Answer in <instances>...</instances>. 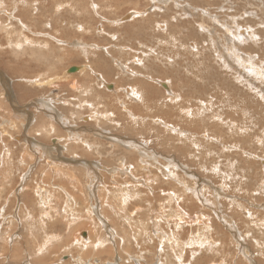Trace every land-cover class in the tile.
<instances>
[{"label":"rangeland","instance_id":"rangeland-1","mask_svg":"<svg viewBox=\"0 0 264 264\" xmlns=\"http://www.w3.org/2000/svg\"><path fill=\"white\" fill-rule=\"evenodd\" d=\"M36 1L0 0V73L6 79V87L0 79V264H264V0L238 2L243 9L232 11L211 9L240 27L255 26L251 36L258 42L249 40L263 52L253 62L241 56L243 66L213 57L205 41L214 35L200 25L182 45L176 10L160 15L165 7H176V0L161 11L153 9L161 0H42L48 9L39 14ZM51 7L55 19L62 17L57 29L49 26ZM132 11L145 15L126 20ZM149 16H155L151 22ZM17 20L29 29L21 30ZM163 21L171 33L159 31ZM227 31L218 33L221 42L231 34ZM216 40L221 55L238 44V37L224 47ZM188 43L212 58L194 51L184 55ZM125 47L140 54L152 47L158 55L139 54L143 63L137 64L132 59L138 54ZM73 68L82 72L71 73ZM238 77L242 80L235 81ZM229 79L233 85L225 83ZM141 81L153 95L142 90ZM167 83L172 95L163 87ZM133 87L139 98L128 96ZM200 103L213 107L207 111ZM216 112L235 125L217 122ZM170 113L173 118L166 117ZM156 119L170 123L178 137ZM239 128L247 130L244 138L234 132ZM27 135L52 152L25 143ZM111 136L128 139L129 147Z\"/></svg>","mask_w":264,"mask_h":264},{"label":"bare ground","instance_id":"bare-ground-1","mask_svg":"<svg viewBox=\"0 0 264 264\" xmlns=\"http://www.w3.org/2000/svg\"><path fill=\"white\" fill-rule=\"evenodd\" d=\"M24 1H28V0H24ZM30 1H32L33 3H30V4H32V5H34V4H36V0H30ZM44 1V0H43ZM51 1V0H50ZM129 1V0H128ZM154 3H156V2H158V3H160V1L159 0H152ZM162 1V3H160L159 5H154L153 7V9H159L160 11L162 10V8H163V5H167V3H168V0H161ZM173 1H175V0H173ZM187 1V6L186 5H183L182 3H185ZM228 1V0H227ZM11 2V1H10ZM41 2H42V0H38V5H36L37 7H35V10H37V13L39 14V12L40 11H43V12H47L46 10L48 9H46V8H44V5H42L41 6ZM46 2V1H45ZM53 2V1H52ZM131 2H134V1H131ZM228 2H230V3H228ZM228 2H226L225 0H201V1H199V0H176V7H174V8H172V7H170V8H164L163 10L165 11V13L164 14H160L163 18L165 17V15H167L169 12H171L172 10H176L175 11V13L173 14V16H174V19H175V26H181V28L180 29H183V30H180V33L179 34H181V38H179L180 37V35L178 36V41L182 44V45H187V44H184V42H182V38H184L185 36H189V35H191V34H193V35H197V33L195 32V28L197 27V28H199L198 27V25H200V28L199 29H201V30H203L204 32H206V33H208L209 34V36L210 35H214L215 36V39H214V36L213 37H208V41H205V42H207V43H210V47H209V49L212 51V55H213V57H215V56H217V58H220V59H222L223 60V62H221V63H224V64H226V65H228V66H230V64H229V62H232L231 60H235L234 62H236L235 64H240V65H244L245 64V60H244V58L243 57H245V58H249V60H251L252 62L254 61V60H258V59H260V54L263 52L262 51V47L260 46V44L259 45H257L258 43H256V41L258 42V40L256 39V38H258V37H253V36H255L256 35V33L254 32V29H255V26H253V25H250V26H252V27H250V28H244L245 27V25H244V27H240V25L239 24H234V22H231V21H227L225 18H223V17H221V16H219V15H213L212 14V10L211 9H216V11H229L230 9H233V7H236V8H238V9H243V7H242V5L240 6V4L238 3V2H241V3H243L244 4V0H229ZM1 4H2V2H0ZM55 3H57V2H55ZM92 3V2H91ZM225 3V4H224ZM248 3V2H247ZM4 4V3H3ZM24 4V3H23ZM43 4V3H42ZM132 3H128V5H131ZM54 5V3L52 4V6ZM60 5V4H59ZM90 5V4H89ZM132 5H134V4H132ZM135 5H137V4H135ZM162 5V6H161ZM2 6V5H1ZM50 6V5H49ZM67 6V5H66ZM95 6V5H94ZM94 6H92V7H94ZM247 6V5H246ZM56 6H54V8H55ZM60 7V6H59ZM101 8V7H100ZM116 8V7H115ZM120 8V7H119ZM235 8V9H236ZM51 9V10H50ZM49 9V15L50 16H53L52 15V9H53V7H51ZM60 9H61V7H60ZM16 10H19L18 8L16 9ZM58 10V9H57ZM95 10V9H94ZM93 10V11H94ZM148 10V9H147ZM26 11V10H25ZM39 11V12H38ZM62 11V10H61ZM153 11V10H152ZM196 11H201V12H203V16H201L200 14H197V13H195ZM230 11H232V10H230ZM234 11V10H233ZM5 13V12H4ZM129 13V12H128ZM240 13H242V12H240ZM0 14H2V13H0ZM8 14V13H7ZM11 14V13H10ZM9 14V15H10ZM96 14V13H95ZM200 15V16H197V15ZM6 15V14H5ZM49 15H47L48 17H50ZM97 15V14H96ZM143 15H145L144 13H141L140 11L138 12V11H132L130 14H128V16L126 17V20H131V21H133L135 18H139L140 16H143ZM24 16H26V15H24ZM57 16H58V14H57ZM245 16V15H244ZM9 17H11V15L10 16H8V19H9ZM54 17V16H53ZM52 17V20H51V22L49 23V26L50 27H54L55 29H57L58 28V26H59V23H60V25H61V19H62V17H57V19H55V17L53 18ZM125 17V16H124ZM155 16H152V17H148L146 20H148L149 22H151V20H152V18H154ZM171 17H172V15H171ZM184 17H192V19H186V20H184V19H182V18H184ZM161 18V17H160ZM14 19V18H13ZM33 19H34V17H33ZM122 19H124V18H122ZM121 19V21L124 23L125 21H123ZM229 19V18H228ZM18 21V24L20 25V27H21V30H26L27 31V29H29L27 26H25L24 24H22V21L20 20H17ZM40 21V20H39ZM38 21V22H39ZM121 21H119V22H121ZM235 21V20H234ZM36 22H37V20H36ZM128 22H130V21H128ZM156 22V21H155ZM34 23V22H33ZM112 23V22H111ZM115 23H118V21L117 22H113V24H115ZM162 23H164V24H162ZM162 23H160L159 25H157V26H159V31H161V30H165V31H167V33H171L172 31H170V28H169V25L168 24H166V22L165 21H163ZM213 23V24H212ZM187 24H189L192 28L190 29L189 28V26H187ZM46 26L48 25V24H45ZM70 25V24H69ZM148 25V24H147ZM234 25H236L235 26V28H234ZM249 25V24H248ZM133 26V25H132ZM196 26V27H195ZM214 26V27H213ZM30 27V26H29ZM142 27V26H141ZM222 27V30H224L225 32L227 31V30H230V32H231V34L229 35V37H227L226 36V41H224V42H221V37L220 36H218V33L219 32H222V30L220 29ZM254 27V28H253ZM9 28V27H8ZM8 28H6V30H8ZM110 28V27H109ZM126 28V27H125ZM176 28V27H175ZM233 28V29H232ZM104 29V28H103ZM127 29V28H126ZM141 30V29H140ZM200 30V31H201ZM236 30V31H235ZM228 32V31H227ZM259 32V31H258ZM8 33V32H7ZM29 33V32H28ZM182 33H185V35H182ZM22 34V33H21ZM20 34V35H21ZM41 34V33H40ZM139 34V32H137L136 33V35H138ZM216 34V35H215ZM221 34V33H220ZM219 34V35H220ZM253 34V36H251ZM258 34V33H257ZM260 34H263L262 32H260ZM19 35V34H18ZM33 35V34H32ZM91 35V34H90ZM154 35V34H153ZM6 36V35H5ZM44 36V35H43ZM46 36H49V37H51V39L53 38L50 34H48V35H46ZM112 36V35H111ZM221 36H223V35H221ZM249 36H251V37H253L254 39L253 40H256V41H253V40H249ZM112 37H116V36H112ZM134 37V36H133ZM144 37V36H143ZM146 37V36H145ZM238 37V40H237V42H238V44L237 43H234V42H236L235 41V39ZM110 38V37H109ZM117 38V37H116ZM176 38V37H175ZM205 38V37H204ZM216 38H219L220 39V44L223 46L224 44L226 45V46H228V44L230 43H234V44H232V45H230L226 50H224V53H223V55H221L222 53H217V52H215V51H217V49L215 48L214 49V43H216V42H218L217 40H216ZM53 39H55V38H53ZM119 38H117V40H118ZM161 39H165V37H162ZM224 40H225V38H223ZM56 40V39H55ZM189 40V39H188ZM57 41V40H56ZM175 41V40H174ZM210 41V42H209ZM247 41V42H246ZM250 41H251V43H250ZM244 42H246V44H245V46L243 47L242 45V43H244ZM148 43V42H147ZM226 43H228V44H226ZM63 44V43H62ZM149 44V43H148ZM189 45H188V47L192 50V52H191V50L190 49H187V50H189V51H185V53H184V55H193V51L195 52V53H197L196 54V57H197V55L198 56H200V58H202V57H206V59L208 60V59H211L212 57L211 56H206L205 54H204V52L202 51V48H198V44H196V43H188ZM219 44V45H220ZM121 42L119 41V48H121ZM200 45V44H199ZM218 45V44H217ZM96 46V45H95ZM217 47V46H216ZM224 47V46H223ZM112 48V47H111ZM125 48H127L128 49V51L130 50V51H133L134 49H132V48H128V47H125ZM147 48H148V46H147ZM243 48V49H242ZM108 49L109 48H104V50H105V53L107 52V54H108V56L111 58V59H113V62H115V64H118L119 65V63H118V60L116 59V58H114L113 56H112V54L110 53V52H108ZM221 49H223V48H220L219 49V52H220V50ZM166 50V49H165ZM147 51V50H146ZM146 51H143V52H141V54L144 56V57H149V55H152V53L153 52H156L157 50L156 49H154V48H150L149 47V49H148V51H149V53H147ZM134 52V54H138V56H139V54H140V52H138L136 49L133 51ZM132 52V53H133ZM163 53V52H162ZM161 52H160V54H162ZM194 53V54H195ZM140 54V55H141ZM165 54H166V52H165ZM165 54L163 55V56H165ZM174 54V53H173ZM153 55H158V53L156 52V53H154ZM219 55H220V57H219ZM258 55V56H257ZM138 56H135V58H133L132 60H133V62L134 63H137V64H142L143 63V61L141 62V58H140V56H139V58H138ZM142 56V57H143ZM162 56V55H161ZM176 56L177 57H179V52H177L176 51ZM240 56V57H239ZM241 56H243V57H241ZM161 58H163V57H161ZM165 59H166V57H164ZM171 58V57H170ZM177 59V58H176ZM262 59V58H261ZM158 60V59H157ZM161 60V59H160ZM195 61H196V59H195ZM206 61V60H205ZM251 62V63H252ZM163 63V62H162ZM196 63H199L198 62V60L196 61ZM164 64V63H163ZM181 64V63H180ZM223 64V65H224ZM233 64V63H232ZM182 65V64H181ZM183 66V65H182ZM235 65H233L232 67H234ZM142 67V66H141ZM144 67V66H143ZM186 67H188V66H186ZM248 66L246 65V68H247ZM87 68H89V70L94 74V72H96L95 71V69H93V67L91 68V66H87ZM98 68H100L101 69V66L99 65L98 66ZM103 68V67H102ZM158 67H154V69L156 70ZM242 68V67H241ZM76 69H78V68H76ZM145 69L147 70V69H149V67H145ZM226 69H228V68H226ZM250 69V68H249ZM79 70V69H78ZM229 70H231L230 68H229ZM243 70V69H242ZM241 70V71H242ZM79 71H81L82 72V70L80 69ZM185 71V70H184ZM246 71V70H245ZM107 73H109L110 71L108 70V71H106ZM134 72V71H133ZM132 72V73H133ZM264 72V71H263ZM143 73V72H142ZM142 73H139V74H141V75H139L140 77H142V78H145V79H152L150 76H142ZM149 73V72H148ZM138 74V73H137ZM147 74V73H146ZM181 74V73H180ZM4 75V74H3ZM1 73H0V79H1V84L2 85H4L5 84V87H6V79H5V77L3 76ZM137 76V75H136ZM262 76H264V75H262ZM101 77V76H100ZM99 77V78H100ZM231 77V76H230ZM218 78V77H217ZM217 78H216V80H217ZM239 79L237 80H235V81H239L241 78L240 77H238ZM9 79V78H8ZM206 78H204V80H205ZM242 80V79H241ZM28 82H31L30 80H27ZM33 81V80H32ZM38 81V80H37ZM13 82V81H12ZM11 82V83H12ZM22 82V81H21ZM142 82V85H143V91L145 92V93H147L148 95H153L152 93V91L151 90H147V86L145 85V84H143V81H141ZM169 82V81H168ZM216 82H218V81H215V83L213 84L214 86V88H215V86H218L217 84H216ZM228 83L229 85H233L232 83H230V82H233L231 79H229L228 81L227 80H225V83ZM170 83V82H169ZM158 84H160V82L158 83ZM186 83H184L183 82V85H185ZM234 84L235 85H237L238 83H236V82H234ZM182 85V86H183ZM243 85H244V83H243ZM8 86V85H7ZM138 86V85H137ZM150 86V85H149ZM255 86V85H254ZM11 87V86H10ZM163 87H165V88H168L166 91V93H168L169 95H172V93H171V91H172V89H170V85L167 83L166 85H164ZM221 87V86H220ZM249 87H250V85H249ZM74 88V87H73ZM136 87H133L132 89H130V90H128L127 91V94H128V96H131V95H136L135 94V90H133V89H135ZM164 88V89H165ZM253 88V87H252ZM8 89V88H7ZM125 90V89H124ZM6 93V92H5ZM181 93V92H180ZM181 94H183V93H181ZM9 96V95H8ZM2 98V97H1ZM9 98H11L10 96H9ZM137 98H139V95L137 94ZM136 98V99H137ZM180 98V97H179ZM185 99H186V97H185ZM134 100V99H133ZM145 100V99H144ZM46 101V100H45ZM45 101H43V102H45ZM50 101V100H49ZM146 101V100H145ZM185 101V100H184ZM48 102V101H47ZM200 102V101H199ZM174 103V102H173ZM196 103H198L197 101H196ZM32 104V103H31ZM43 104H45V103H43ZM51 104V103H50ZM89 104V103H88ZM201 105L200 106H202L204 109H207L208 107L207 106H209V107H213L212 106V104H209V105H207V104H205V103H200ZM217 104V103H216ZM174 105V104H173ZM233 105V104H232ZM166 106V105H165ZM174 106H176L177 107V105H174ZM15 107V106H14ZM18 107V106H17ZM26 107V106H25ZM179 107H183L182 105L181 106H179ZM45 109V108H44ZM47 109V108H46ZM210 109V108H209ZM257 109V108H256ZM21 110V109H20ZM215 110V109H214ZM15 111H16V109H15ZM17 111H18V109H17ZM16 111V112H17ZM44 111V110H43ZM49 111V110H48ZM184 111H185V113H186V115L187 116H190V118L191 117H194V112L192 111V110H190L189 108H184L183 109V113H184ZM207 111H208V109H207ZM207 111H205V112H207ZM211 111V110H210ZM209 111V112H210ZM241 112H242V114L243 113H245V108L244 109H242V110H240ZM20 113H25V114H27L26 112H21V111H19ZM208 112V114H210ZM239 111L237 110V113H238ZM236 113V111L234 112V114ZM236 113V114H237ZM17 114V113H16ZM19 114V113H18ZM31 114V113H30ZM216 115L215 116H218V117H220L221 119L219 120V121H217V122H221V123H225V124H230L231 122H232V120H229V121H225V120H223L222 119V114L221 113H219V112H216L215 113ZM24 115V114H23ZM46 115V114H45ZM207 115V113L205 114V117H208V116H206ZM17 116V115H16ZM25 116V115H24ZM56 116V115H55ZM63 116V115H62ZM210 116H213L212 114L210 115ZM214 116V117H215ZM26 117V116H25ZM166 117H168V118H173V115L170 113L169 115H166ZM244 117V116H243ZM212 118V117H211ZM133 120H135V118H132ZM147 119V118H146ZM215 119H218V118H216L215 117ZM142 120V119H141ZM31 118L29 117V123H31ZM136 121V120H135ZM153 121V120H152ZM201 121V120H200ZM231 121V122H230ZM154 122L155 123H157L158 125H161V127L163 126V127H165L166 129H171L172 130V133L173 134H175L174 133V130H176V129H172L171 128V126L170 127H168L167 125H170V123H168V122H165V121H163V120H160V119H156V120H154ZM194 122V121H193ZM198 122V121H197ZM69 124V123H68ZM145 124V123H144ZM227 124V125H228ZM232 124V126H234L235 124L232 122L231 123ZM137 125V124H136ZM178 126V125H177ZM221 126V125H220ZM53 127V126H52ZM188 128V127H187ZM229 128V132L232 134L233 133V128H231V127H228ZM227 128V129H228ZM28 129V128H27ZM53 129V128H52ZM90 129V128H89ZM236 129V128H235ZM234 129V130H235ZM178 130V129H177ZM247 130H245L244 131V129H241V128H239V129H237V131H234L235 133H237V135H241V136H243V138H244V133L246 132ZM99 132V134H101L102 136H104V135H106V134H108V133H106V132H102V131H98ZM98 132H96V133H98ZM183 132V131H182ZM206 132V131H205ZM222 133V132H221ZM77 134V133H76ZM76 134H74L75 136H76ZM98 134V135H99ZM101 135H99L98 137H102ZM110 135V134H109ZM176 136H177V134H175ZM204 135H205V133H204ZM180 136H182V135H180ZM222 136V135H221ZM234 136V135H233ZM246 136V135H245ZM27 137L29 138L30 136L29 135H27ZM95 137V136H94ZM178 137V136H177ZM182 137H184V136H182ZM247 137V136H246ZM110 138H112L111 140H112V142H113V140H117V141H119V142H121V143H124V144H126L127 146H128V139H126V138H123V139H120V138H118V137H113V136H111ZM188 139V138H187ZM222 139V138H221ZM241 139H242V137H241ZM19 140H20V138H19ZM59 140V139H58ZM69 140H70V138H69ZM85 140V139H84ZM91 140H93V139H91ZM133 140H134V138H133ZM132 140V141H133ZM136 140V139H135ZM195 140V139H194ZM210 140V139H209ZM212 140V139H211ZM223 140V139H222ZM236 140V139H235ZM55 141V140H54ZM96 141V140H95ZM131 141V140H130ZM144 141V140H143ZM213 141H215V140H213ZM24 142L25 143H28L29 142V144L30 143H32L34 146H36V147H40V148H43L44 150H46V151H49L50 153L52 152V151H50V148L49 147H42L40 144H36L35 142H34V140L32 139V138H29L28 140L26 139V137H24ZM86 142H87V139H86ZM111 142V141H110ZM137 142V141H136ZM56 143V142H55ZM91 143H92V141H91ZM138 143H140V142H138ZM204 143V142H203ZM217 143V142H216ZM28 144V145H29ZM142 144V143H141ZM140 144V145H141ZM148 144H149V142H148ZM195 144V143H194ZM239 144V143H238ZM56 145V144H55ZM97 145H98V143H97ZM120 145V144H119ZM125 145V146H126ZM133 145V144H132ZM146 145H147V143H146ZM218 145L220 146L221 144H219L218 143ZM261 145V144H260ZM30 146V145H29ZM86 146H87V148L88 149H91V144H89V143H86ZM99 146V145H98ZM143 146V145H142ZM230 146V145H229ZM232 146V145H231ZM233 146H234V144H233ZM97 146H95V148H96ZM129 147V146H128ZM141 147V146H140ZM145 147V146H144ZM239 147V146H238ZM238 147H234L233 148V150L234 151H238V150H240V148H238ZM243 147V146H242ZM99 148V147H98ZM138 148V147H137ZM145 148H148V146L147 147H145ZM144 148V149H145ZM208 148V147H207ZM215 148H216V146H215ZM222 148H223V146H222ZM231 148V147H230ZM53 149L54 150H57L58 149V147L57 146H55V147H53ZM128 149H130V148H128ZM133 149V148H132ZM139 149V148H138ZM140 149H142V147L140 148ZM224 149V148H223ZM226 151L227 152H230L231 150L226 146ZM25 150V149H24ZM59 150V149H58ZM96 150H97V148H96ZM101 150V149H100ZM98 151V153L99 154H101V151H103V150H101V151ZM105 150V149H104ZM137 150V149H136ZM60 151V150H59ZM106 151V150H105ZM132 151V150H131ZM137 151H139V150H137ZM142 151H144L143 149H142ZM146 151V150H145ZM150 151V150H149ZM246 151H247V149H246ZM55 152V151H54ZM135 153H136V151H134ZM147 152V151H146ZM151 152H152V150H151ZM255 152V151H254ZM119 153V152H118ZM123 153V152H122ZM126 153H127V151H126ZM154 153V152H153ZM186 153V152H185ZM188 153V152H187ZM49 154V153H48ZM47 154V155H48ZM128 154V153H127ZM163 154V153H162ZM246 154V153H245ZM121 155V154H120ZM129 155V154H128ZM141 155V154H140ZM187 155H189V154H187ZM253 156H254V154H252ZM139 156V155H138ZM148 156H149V154H148ZM159 156V155H158ZM201 156V155H200ZM237 156V155H236ZM245 156V155H244ZM193 157V156H192ZM75 158V157H74ZM121 158H122V156H121ZM140 158V157H139ZM138 158V159H139ZM142 158V157H141ZM214 158H216V157H214ZM248 158V157H247ZM82 159V158H81ZM117 159V158H116ZM143 159V158H142ZM150 158H148V160H149ZM153 159V158H152ZM151 159V160H152ZM157 159V158H156ZM155 159V160H156ZM173 159V158H172ZM175 159V158H174ZM191 159V158H190ZM205 159V158H204ZM213 159V158H212ZM12 160V159H11ZM113 160V159H112ZM133 160H134V158H133ZM140 160V159H139ZM150 160V161H151ZM171 160V159H170ZM207 160V159H206ZM259 160V159H258ZM119 161H121V160H119ZM124 161H125V159H124ZM132 161V160H131ZM172 161V160H171ZM201 161V160H200ZM50 162V161H49ZM88 162V161H87ZM154 162V161H153ZM215 162V161H214ZM119 163H121V162H119ZM124 163V162H123ZM141 163V162H140ZM143 163V162H142ZM169 163V162H168ZM172 163H174L173 161H172ZM177 163V162H176ZM176 163H174V164H176ZM202 163V162H201ZM211 163V162H210ZM88 164V163H87ZM122 164V163H121ZM144 164H146V163H144ZM154 164V163H153ZM173 164V165H174ZM193 164V163H192ZM53 165V164H52ZM82 165V164H81ZM90 165V164H89ZM123 165V164H122ZM143 165V164H142ZM148 165V164H147ZM170 165H171V163H170ZM169 165V166H170ZM202 165V164H201ZM97 167L98 166H102L103 167V165H100V164H97L96 165ZM131 166V165H130ZM179 165H177V167H178ZM203 166V165H202ZM215 166V168L214 169H217V168H219L220 166H218V164H216V165H214ZM86 167V166H85ZM90 167V166H89ZM97 167H94V168H97ZM105 167V166H104ZM128 167V166H127ZM174 167V166H173ZM180 167V166H179ZM179 167L177 168L178 170H179ZM228 167V166H227ZM115 168V167H114ZM120 168H122V166L120 167ZM175 168H176V166H175ZM187 168V167H186ZM99 169V168H98ZM130 169V168H129ZM143 169V168H142ZM181 169H182V167H181ZM29 170H30V168H29ZM32 170V169H31ZM92 170V169H91ZM101 170V169H100ZM108 170V169H107ZM117 170V169H116ZM121 170H123V169H121ZM111 171V170H110ZM184 171V170H183ZM32 172V171H31ZM88 172V171H87ZM91 172V171H90ZM112 172H113V170H112ZM28 173V172H27ZM89 173V172H88ZM109 173H111V172H109ZM116 174V173H115ZM170 174H173V173H170ZM191 174V173H190ZM126 175V174H125ZM73 176V175H72ZM99 176V175H98ZM98 176H97V179H98ZM114 176V175H113ZM132 176H134L133 175V173H132ZM190 176H192V175H190ZM213 176V175H212ZM197 177V176H196ZM96 178V177H95ZM113 178V177H112ZM121 178V177H120ZM194 178H195V176H194ZM123 179V178H122ZM115 180V179H114ZM182 180V179H181ZM206 180V179H205ZM72 181V180H71ZM193 181V180H192ZM115 182V181H114ZM116 183V182H115ZM210 183V182H209ZM113 184V183H112ZM121 184V183H120ZM123 184V183H122ZM91 185V184H90ZM197 185V184H196ZM262 185V184H261ZM57 187V186H56ZM93 187V186H92ZM114 187V186H113ZM117 188V187H116ZM196 189H197V187H195ZM194 188V189H195ZM198 189H200L201 190V188H198ZM197 189V190H198ZM191 190V189H190ZM189 190V191H190ZM199 190V191H200ZM95 191V190H94ZM107 191V190H106ZM199 191H197L198 193H199ZM203 191V190H202ZM96 192V191H95ZM108 192V191H107ZM191 192V191H190ZM39 193V192H38ZM65 193V192H64ZM126 195H127V193H124V198L126 197ZM217 195V194H216ZM224 195V194H223ZM90 196V195H89ZM217 197H218V195H217ZM43 198H44V196H43ZM93 199V198H92ZM122 199H123V197H122ZM171 199L174 201V202H176L177 203V201H180L181 200V198L180 197H171ZM91 200V199H90ZM69 202H70V200H69ZM122 202H124V201H122ZM42 203H43V201H42ZM178 205H179V203H178ZM187 205V204H186ZM187 207V206H186ZM179 208L180 209H182V210H184V207L182 208L181 206H179ZM189 209V208H188ZM214 209V208H213ZM264 209V208H263ZM181 210V211H182ZM179 211V210H178ZM124 211H122V213H123ZM184 212L186 213V211L184 210ZM56 213V212H55ZM121 214V213H120ZM147 214V213H146ZM187 214V213H186ZM180 216V215H179ZM123 217V216H122ZM125 219V218H124ZM224 219V218H223ZM180 220V219H179ZM226 220V219H225ZM45 221V220H44ZM181 221V220H180ZM227 221V220H226ZM221 222V221H220ZM226 223V222H225ZM228 224V223H227ZM105 227V226H104ZM114 228V227H113ZM192 228V227H191ZM230 228V227H229ZM228 228V229H229ZM233 228V227H232ZM245 228V227H244ZM111 229H112V227H111ZM262 229V228H261ZM118 232V231H117ZM120 232V231H119ZM121 234V233H120ZM236 237V236H235ZM260 240V239H259ZM261 241V240H260ZM12 242V241H11ZM147 242V241H146ZM163 242V241H162ZM119 243V242H118ZM131 244V243H130ZM162 245L164 246V242L162 243ZM247 245V244H246ZM62 246V245H61ZM166 247V246H165ZM162 250V249H161ZM169 252V251H168ZM45 254V253H44Z\"/></svg>","mask_w":264,"mask_h":264},{"label":"water","instance_id":"water-1","mask_svg":"<svg viewBox=\"0 0 264 264\" xmlns=\"http://www.w3.org/2000/svg\"><path fill=\"white\" fill-rule=\"evenodd\" d=\"M78 69H76V68H73V69H70L69 71L71 72V73H73V72H76Z\"/></svg>","mask_w":264,"mask_h":264}]
</instances>
